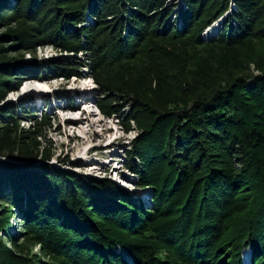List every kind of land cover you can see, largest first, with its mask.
<instances>
[{"label": "trees", "instance_id": "16d2710c", "mask_svg": "<svg viewBox=\"0 0 264 264\" xmlns=\"http://www.w3.org/2000/svg\"><path fill=\"white\" fill-rule=\"evenodd\" d=\"M185 1L177 17L171 0H0V26L17 25L0 36V160L17 162L0 161V198L24 225L18 249L0 237V264H245L247 249L264 264V57L246 53L264 38V0ZM223 17L218 37L202 40ZM36 45L71 55L42 71L9 63V50ZM207 46L225 59L209 60ZM85 68L99 108L139 134L127 170L151 189L149 208L110 181L49 166V119L2 105L27 75Z\"/></svg>", "mask_w": 264, "mask_h": 264}, {"label": "rangeland", "instance_id": "374dc122", "mask_svg": "<svg viewBox=\"0 0 264 264\" xmlns=\"http://www.w3.org/2000/svg\"><path fill=\"white\" fill-rule=\"evenodd\" d=\"M170 5L176 6L174 15L179 17L186 11L185 0H171ZM230 9H234L231 4ZM175 16H173V19ZM224 18L204 30L202 40L217 38L222 29ZM17 28V25L0 26V36L10 33ZM264 38H257L251 41L246 53L253 56L264 57ZM8 45H12L8 43ZM182 42L173 45L177 52L184 51ZM165 44H158V47H167ZM172 47V46H168ZM206 50L207 58L224 60L226 57L224 49L200 48ZM171 51V50H170ZM200 54V52H199ZM69 55L52 45H36L34 48H17L9 50L7 57L15 59L9 63L34 64L44 70L49 62H56L65 59ZM80 59L84 56L79 55ZM264 60V59H263ZM131 67V66H130ZM81 77L70 79L54 74H40L39 78L27 75L22 84L8 92L3 102L13 104L16 113L24 116L22 107L35 113L38 121L47 117L49 125L44 138L41 140L44 152L50 151L51 161L48 163L54 169L67 173H73L91 180H107L127 191L143 203L145 208L150 207L151 189H141L135 184L137 177L127 170L128 152L132 149L133 141L139 135L133 125L130 131H126L123 122L118 117L106 115L97 102V86L90 76L88 68L83 69ZM129 108H124L127 113ZM105 111V110H104ZM31 122H22L21 128L29 129ZM0 161L16 164L17 162L2 159ZM44 163H37L38 166ZM78 166H81L80 168ZM9 193L7 189L5 191ZM137 200V199H136ZM138 200V201H139ZM12 212V213H11ZM8 223L0 237L4 238L8 248L18 249V245L24 240V225L21 222L20 212L9 203L3 202L0 198V215L6 219L9 214ZM8 233L11 237H9ZM33 254H39L38 245L28 246ZM245 264L250 263L248 249L244 251ZM250 255V256H249Z\"/></svg>", "mask_w": 264, "mask_h": 264}]
</instances>
